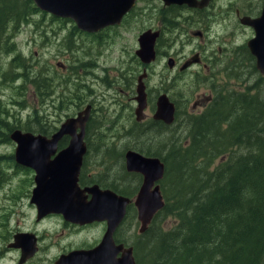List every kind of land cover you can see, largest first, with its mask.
Segmentation results:
<instances>
[{
    "label": "rangeland",
    "instance_id": "374dc122",
    "mask_svg": "<svg viewBox=\"0 0 264 264\" xmlns=\"http://www.w3.org/2000/svg\"><path fill=\"white\" fill-rule=\"evenodd\" d=\"M153 2L157 5L155 6L153 3L148 5L145 2L140 3L145 12L142 19L150 22L148 24L149 27H157L158 20L155 17L159 14V9L162 7L158 1ZM261 8V0H217L214 8L209 11L210 31L205 42L192 36V32L188 31V29L197 30L199 29L198 26L189 25L183 18L177 19L176 17L178 23L173 30L174 45L166 43H162V45L167 46L171 50L170 53L181 61L185 57L191 56L194 52L201 51L204 56L205 52H207V59H211L209 67L215 64L218 65L212 70L231 66L233 74L236 71L243 74L241 78H235L229 74L226 70L227 68H223L225 70L222 72L225 84L222 89H218L219 92L223 95H228L232 92H249L246 88L250 85L258 84L259 82L264 85V77L252 67L253 63L243 49L247 41L254 36V31L249 26L240 24L237 10H240L243 15L256 16ZM152 9H154L153 12H147ZM25 13H27L26 19L29 18V20L21 22V20L15 19L8 23L7 37L10 38L9 46L14 44V49L10 52L0 51V120L11 121L14 117H17V120L21 119L22 123L26 124L30 117L31 121L38 119L36 114L38 111L41 114V122L30 123V126L33 125L36 130L43 128H56L58 130L67 118L73 117L77 110L85 108L86 104L93 98L83 97L79 104L80 108H78L73 102L75 97L76 99L77 96L79 97L82 90L86 94L91 86H97L103 87V89H100L102 93L104 88H108L114 81H116V84L121 82V76L129 67V63L134 60L133 66L136 68L135 79L130 84V87L124 85L122 88L118 87L116 91V87H114L112 93L116 102L110 108L102 106L99 102L97 103L99 111L94 115L88 133V142L92 148V154L88 158L91 162L88 164L103 166L106 168V173L111 171L113 181L102 183L112 184L116 188L130 193L133 192L137 180L133 179L134 176H132L133 178L129 177L128 180L126 176L127 174L123 167V154L125 155L126 150L133 149L144 154L143 149L151 148L157 153H162L165 158L171 157L173 155L172 151L176 148L179 151L181 149V153L191 152L189 148H191L192 142L188 136L191 119L201 116L200 111L195 114L192 113L194 110L193 104L197 100L195 99L197 96V93H195L197 90L196 82L193 83L190 80V76L193 73L184 77L179 73L176 79L173 90L175 96L172 98L180 105V110L178 111L177 119H174L173 123L167 124V126L161 125L165 128V133L160 132L158 127H156L157 131L153 129L154 126L159 125L150 120L155 113L151 108L143 112L145 117L143 120H137V78L143 73L142 67H140L141 61L136 54V49L139 48V34L143 31L140 28V21H135L120 28L118 30L120 35L116 31L113 32L114 30L111 31L110 35L115 37V41H112L111 38H105L104 40L103 37L100 38L104 44L108 41L109 46L113 47V55L108 57L103 53L100 54L103 51L104 44L98 41V38L90 34H73L74 22L60 23V21H51L49 15H46L45 19H43V15L42 17L40 16V12L28 14V11H25ZM183 13L187 14L188 12L184 11ZM198 16L200 17L201 15ZM213 19L215 20L212 22ZM16 23L19 24L17 28L14 26ZM52 29H55L56 33H52ZM231 30H234L233 34L230 33ZM219 48L222 51L226 49V51L219 52L217 50ZM240 48L241 51L239 50ZM78 55L81 56L82 60V64L79 67L76 61ZM17 57H20L19 61L22 65L20 67L18 62H14ZM239 60H241V65L238 63ZM168 61L169 57L160 56L155 66L148 69L151 76L145 81L147 92H150V101L153 104L157 90H166L158 88V85L161 72L166 68ZM16 73L27 74L29 78L27 81L23 76L13 79L12 75ZM171 74L175 75L174 72H171ZM37 75H41L43 82L41 83L43 93L41 97L37 94V84L33 82ZM79 75L81 79L80 82H77L75 77ZM47 80L52 85V90H55V99H50V95H45L50 90L44 84ZM81 83L83 84L80 85ZM19 87L21 89L24 88L22 92L17 90ZM201 92H203V89ZM18 99H24L26 107L15 105ZM11 101L13 104H8ZM7 110L8 114H6ZM10 114H13L14 117H10ZM242 116H244V111L239 109L235 114V119ZM40 123H42L41 126L39 125ZM2 125L3 123L0 124V132H2ZM137 129L139 132L141 130H145L143 132L151 131L150 134L144 136L134 135V131ZM0 139H2V135H0ZM98 144L105 145V147L102 149L97 148L96 145ZM239 147V145H236V147H228L227 149L230 148L229 152L235 151L237 153L236 156L247 152L244 149L239 150ZM15 148L16 143L13 141H0V156L2 158L5 156L4 163L0 165L5 168L6 172L3 175L0 171V247L1 245L9 244L7 237L18 226L36 227V229H39L37 230L40 235L42 233L45 235L42 236L41 240L44 249L39 258L33 259L28 264H52L53 259L63 247L75 246L81 243L89 244L99 239L104 231V227L101 225L88 228L75 235L62 234L61 222L56 216L50 217L42 224H34L37 209L30 202L34 184L32 186V181L27 178L30 172L19 168L21 166L17 167L15 157L14 160L11 159V156L15 153ZM213 154L215 153L210 150V157ZM191 160H196L198 166L204 163L203 157L198 159L191 158ZM206 162L211 165H209V169L210 167L211 169H220L229 162L228 154L224 152V154H219L214 158L211 163L208 160ZM192 163L194 164V162ZM170 172L172 178L176 174L177 178L179 177L176 169L175 173L174 169L170 167ZM190 173L192 171L188 170L186 172V178ZM259 178L251 177L250 179L257 181ZM164 180L160 184L163 193H165V190H168V193H173L174 186L171 188L167 187ZM247 180L245 179L241 182L243 183L241 191L242 203L247 195ZM103 181H105V178H103ZM185 183L183 182L182 185ZM210 191L211 184H208L206 192ZM173 197V195L169 196L171 200ZM220 216H214L209 219L215 222L216 218L221 219ZM175 222V218L170 216L165 219L162 225L164 228H170ZM139 228L140 222L137 219V214L135 218L131 211L122 228V233L126 232V239L130 245L137 240ZM212 228H215V225ZM212 228L209 227V230ZM206 231L208 232V227ZM201 235L205 236L206 234L202 233ZM18 253L13 251L2 253L0 248V264H18L20 259V254Z\"/></svg>",
    "mask_w": 264,
    "mask_h": 264
},
{
    "label": "trees",
    "instance_id": "16d2710c",
    "mask_svg": "<svg viewBox=\"0 0 264 264\" xmlns=\"http://www.w3.org/2000/svg\"><path fill=\"white\" fill-rule=\"evenodd\" d=\"M25 11H28V14L40 12L41 17L44 13L33 0H0V51L10 52L14 49V45L9 46L8 23L15 19L27 21ZM144 14L142 6L136 7L127 17L128 24L140 21V28H146L147 20L142 19ZM53 19H56L55 16L50 20L73 22L70 19ZM18 25L16 23L14 26L17 28ZM74 33L85 34L75 24ZM90 35L98 38L97 34ZM107 36H103V40L111 38L115 41L114 36ZM97 40L101 41L100 38ZM243 49L248 54L245 46ZM19 60L20 57H17L14 62H18L20 67L22 65ZM22 76L26 81L29 78L27 74L19 73L12 75V78ZM33 82L37 84V94L41 97V75H37ZM24 88L19 87L17 90L22 92ZM235 94L236 96L228 95L225 103L221 101L220 104V98L216 97L204 115L191 119L192 125L188 131L192 142L189 148L191 152L181 153L182 150L176 148L171 157L165 158L159 151L160 154L151 148L143 149L144 154L160 156L165 162V185L169 188L174 186V190L173 193L164 191L165 207L154 217L148 230L140 233L132 243L137 264H264V98L258 96L261 92L257 95L247 92ZM15 103L26 107L24 99H18ZM232 108L236 111L241 109L244 116L235 119L232 117ZM36 114L38 119L31 121L30 117L26 124H23L21 119L17 120L13 114H10V117H14L11 121L0 120L3 121L0 122L3 123L0 141H12L10 133L16 128L36 130L33 125L30 126V123L41 122V114L38 111ZM158 125L161 127L159 131L165 133V128L161 124ZM49 131L50 129L43 128L37 132L46 134ZM143 131L139 132L137 129L134 135H148L151 130ZM236 145L240 146L239 150L244 149L247 152L238 156L235 151L229 152V149ZM228 147L230 148L227 149ZM210 150L215 153L211 157ZM224 152H227L229 162L220 169H209L210 164L206 160L211 163ZM202 157L204 163L199 166L196 160H191ZM11 159L14 160V155ZM4 161L5 156H0V164ZM170 167L174 172L176 169L179 179L177 174L172 178ZM188 170L192 173L186 178ZM0 171L1 174H6L1 165ZM251 177L260 178L255 181L250 179ZM245 179L250 180H247V195L242 203L241 182ZM212 181L214 183H210ZM183 182L186 183L182 185ZM208 184H211V191L207 193ZM171 195L174 196L172 200L169 198ZM170 216L174 217L176 222L170 228H164L162 223ZM214 216H220L221 219L216 218L213 222L209 218ZM214 225L215 228H212ZM209 227L212 229L209 230ZM202 233L206 235L202 236Z\"/></svg>",
    "mask_w": 264,
    "mask_h": 264
},
{
    "label": "water",
    "instance_id": "95a60500",
    "mask_svg": "<svg viewBox=\"0 0 264 264\" xmlns=\"http://www.w3.org/2000/svg\"><path fill=\"white\" fill-rule=\"evenodd\" d=\"M43 11L61 18L72 19L78 28L86 32H97L110 25L120 24L123 17L136 5L137 0H33ZM166 4L186 3L189 6H205L209 0H164ZM241 22L255 28V37L247 45L257 58V68L264 75V5L261 15H244ZM160 31L147 30L140 34L136 54L144 63L156 59V43ZM171 65L173 59H170ZM144 71L137 84V120L144 118L148 94ZM154 118L171 124L175 119V105L166 93L159 96ZM88 105L77 116L67 118L61 127L48 137L31 131L15 129L10 137L16 143L15 160L18 164L35 171V186L31 202L36 205L38 218L48 213H61L65 219L75 223L107 221L108 228L102 241L92 249L71 251L60 256L57 264H137L134 247L117 245L114 232L123 221L129 203L134 202L141 222L140 232L147 231L156 214L165 206V198L159 182L164 178L167 167L159 156H148L130 149L125 154L126 167L130 172L141 173L143 183L135 199L118 194L111 189H101L99 185L81 188L79 174L87 151L86 127L90 119ZM69 136L67 147L59 151V144ZM91 193L88 199L86 192ZM32 233H19L17 241ZM28 236V237H29ZM23 245L21 263L33 256L37 247L36 239ZM26 240V239H25ZM19 247V242L13 243ZM122 255L118 257V254Z\"/></svg>",
    "mask_w": 264,
    "mask_h": 264
},
{
    "label": "flooded vegetation",
    "instance_id": "af4514ba",
    "mask_svg": "<svg viewBox=\"0 0 264 264\" xmlns=\"http://www.w3.org/2000/svg\"><path fill=\"white\" fill-rule=\"evenodd\" d=\"M153 1H158L159 5H162V7L159 9V14L155 17V19L158 20L157 27L156 26H150L149 27L148 24L150 22L148 21L146 24L147 27L144 28L141 33L152 29L153 31H160V36L158 37L157 43L155 46L156 59L154 61L147 64V63H144L138 57V59L141 61L140 67H142L143 72L147 71V77L145 79L147 80L151 76L149 74L148 69L152 68V66L153 67L155 66V64L159 61L160 56H164L165 58L169 57V61L166 64V68L163 69L161 72L160 83L158 85V88H164L166 90L165 91H163L161 89L157 90L154 104L151 103V101H150V97H149L150 92H147V94H148L147 107L144 111L149 110L151 108L152 111L156 112L157 105H158L157 102H158L159 96L166 93L167 98L170 99V101H172L175 105V119H177V114H178V111L180 110V105L172 97L175 96L173 94V90L175 88L176 79L178 78L179 73H181L182 74L181 76H183V77L184 76H190V73H193L190 76V80L193 83L196 82V88H197V90L195 92V93H197V96L195 98L197 100H195V102L193 104L194 110L192 111V113H194V114L197 111H200V113H201L200 115H204L209 110L211 104L213 102H215L216 97L220 98V100L218 101V104H220L221 101H223L225 103V98L228 95L236 96L235 92L229 93L228 95H226V94L223 95L221 92L218 91V89H222L223 85L225 84L224 74H222V72L225 71L223 68H227L226 70L229 72V74L234 76L235 78H241L243 76V74L238 73L237 71L235 72V74H233L231 71V69H232L231 66L222 67V68H219L217 70H212V68L214 69L218 65L215 64V65H212V67H209V62L211 59H207V56H206V54H208L207 52H205V56L202 54L201 51L194 52L191 56L185 57L184 60L181 61L178 57H175V56H173L172 53H170L171 50L168 49L167 46L162 45V43L174 45L175 39L173 36V30L178 23L176 21V17H177V19L183 18L184 21L189 25L198 26L199 29H197V30L188 29V31L192 32V36L197 37L199 39H202L205 42L207 40V35L209 36V31H210V28H209V19H210L209 11L212 8H214L217 0H209L207 5L197 6V7L189 6L186 3H183V4H179V3L166 4L164 0H137L136 5L123 17L120 24L110 25L106 28H103V29H101L97 32H93L91 34H97L96 36L98 38H102L103 36L106 37L107 35H110V32L113 30H114L113 32L116 31V33L119 34L118 30L120 28L124 27L125 25L127 26V24H128V22H127L128 18L127 17L133 11V9H135L136 7H139L140 3H142V2H145L146 4L148 3V5H150L149 3H151V4L153 3L156 6L157 4ZM197 1H201V0H197ZM261 5H262V8H261L260 12H258L259 14L256 16H252V17H258L261 15L263 5H264V0H261ZM153 10L154 9L148 10V12H153ZM184 11H187L188 13L184 14L183 13ZM46 15H49L51 18L54 16L48 12H44L43 13V19H45ZM198 15H201V16L199 17ZM242 16H244L242 14V12L240 10H237V17L239 19L240 24L244 25V26H249L250 28H252L254 31L253 37H255V34H256L255 28L253 26L243 24L241 22ZM55 17H56V19H53V20H59L61 18V17H57V16H55ZM215 19H213L212 22ZM27 20H29V18ZM164 22H165V24H164ZM170 22H172V23H170ZM127 29H128V27H127ZM83 32H85V31H83ZM52 33H56L55 29H52ZM87 33L90 34V32H85V34H87ZM230 33L233 34L234 30H231ZM140 34H139V36H140ZM253 37H251V38H253ZM12 45H14V44H12ZM207 46H209V45H207ZM245 47L248 50V57L253 63L252 67L255 70L259 71V69L257 68L256 56L254 54H252V52L249 49L247 44L245 45ZM201 48H202V46H201ZM102 49H103V51L100 54L103 53L104 55H106L108 57L113 55V47L109 46L108 41H106V44H104ZM217 50L219 52L226 51V49L222 51L221 48H219ZM239 50L241 51V48ZM162 51H163V53H162ZM160 54H162V55H160ZM184 56H182V57H184ZM170 59H173L172 65H171ZM195 60H197V62H194ZM76 61L78 63V67H79L82 64V60H81L80 55L77 56ZM134 62L135 61L133 60L129 63V67L125 70L124 74L121 76V82L116 84V81H114L113 83H111L110 86H108V88H104L102 93L100 92V89H103V87H97V86L92 87L91 86L89 88L88 93L85 94V92H82L83 91L82 90L81 93L79 94V97L77 96V99L75 97V101L73 103L76 106H78V108H80L79 104H80L81 99L83 97L84 98L93 97L85 106V108L88 105L91 107L90 119H89V121L87 123V127H86L87 133H89L88 131H89L90 124L93 120L94 115L96 114L97 111H99L97 109V103L99 102L102 104V106H106V107L110 108V106L116 102L114 100V95L112 93L114 91V87H116V89H115V91H116L118 87L122 88L124 85H126L127 87H130V84L132 82H134V79H135L134 74L136 71V68L133 66ZM90 63H91V61H90ZM238 63L240 64L241 60H239ZM196 68H198V69H196ZM151 71H153V70H151ZM171 72H174L175 75H172ZM171 75H172V78H171ZM75 78H76L77 82H80V79H81L80 75L75 77ZM138 79H139V77L137 78V81H138ZM180 79H181V77H180ZM44 84H46V87L50 88L48 93H46L45 95L46 96L50 95L49 96L50 99H55L54 98L55 97L54 96L55 90H52V85H50L48 80L45 81ZM77 84L79 85V83H77ZM82 84L83 83H81L80 85H82ZM204 85H206V87H204ZM200 89L201 90L203 89V92H201ZM247 89L249 90V92H247V93H249L251 95H257L258 92H261V94L258 96H260L261 98H264V85L262 83L250 85L246 88V90ZM146 91H147V84H146ZM85 108L77 110V113L74 114V116L77 115L79 112L83 111ZM233 110H234V108H232V112L234 113L232 117H235V114L237 111L234 110L235 111L234 112ZM105 116H107V115H105ZM70 117H72V116H70ZM150 120L153 121L154 123L161 124L163 126L164 125L167 126V124L165 122H163L162 120L154 119V116ZM190 124L192 125V123H190ZM156 127L161 128L159 126H154L153 129L156 130ZM56 131H57L56 128L55 129L50 128V131L44 135L51 137L52 134L55 133ZM32 132L37 133V134H39V133L43 134L44 133V132H37L36 130H33ZM86 143H87V151H86V154L84 156L83 164H82L81 171L79 174V185L81 186V188L84 189L87 187H92L93 185L97 184L100 186L101 189H111V190L117 192L118 194L130 197L131 199H135V197L137 196V193L139 192L141 185L143 183V179H144L143 175L141 173H138V172H130L127 170L126 159H125V155H124L123 167L125 169V173L127 174L126 176H127L128 180H129V177L133 178L132 176H134L133 179L137 180L136 185L133 189V192L127 193V192H124V191L116 188L112 184L108 185V183H105V184L102 183V182L113 181V175H112L111 171L106 173V168L103 166L100 167V166L88 164L89 162H91V160H89L88 158L92 154V148H91V144L88 142L87 134H86ZM68 144H69V136H65L63 138V140L61 141V143L59 144V151L65 147H67ZM96 147L102 149L105 147V145L98 144V145H96ZM23 169L30 172V174L27 176V178L29 179V181L30 180L32 181V186H33V184L35 186V171L30 167H26ZM0 178H1V176H0ZM103 178H105V181H103ZM86 194L88 195V199H90L92 197L91 193H88V191L86 192ZM163 195H164V193H163ZM165 205H166V203H165ZM35 209H37L36 205H35ZM131 211L133 212V216L135 218H136V214H137V219L140 222L139 217H138V210H137L135 203L134 202L129 203V205L127 207L126 215H125L123 221L120 223V225L118 226V228L116 229V231L114 232V235H113L115 243L117 245L124 244L126 247L132 246L128 243V241L126 239V232L122 233V228H123L128 216L130 215ZM53 216H56L58 218V220L60 219L59 221L61 222L62 234L68 233V234H75L76 235V234H79L88 228L96 227L97 225H101L102 227H104V231H103L102 236L99 239H96L93 243H89V244L81 243V244L75 245V246L63 247L60 250V252L56 255V257L53 259L52 264H57V261L60 258V256H62L64 254H68L71 251L81 250V249H92V248L96 247L102 241V239H103V237L107 231V228H108V222L107 221H94V222L85 223V224L75 223V222H72L70 220L65 219V217L61 213H48L47 215H45L44 217L39 219L38 218V211H37V215H36L34 224L35 225L42 224L45 221H47L50 217H53ZM140 226H141V222H140ZM37 229H36V227H19L18 226L15 229V231L7 237L9 244L8 245H1L0 248L2 249V253L11 252V251L19 252L18 254H20V259H19L18 264H28L33 259H35L37 257L39 258L42 250L44 249V246L41 242L42 236H45V235H43V233H42V235H40V233L38 231L39 229L38 230ZM21 232L32 233L36 239L35 247H37L36 253L33 256L28 257L26 259V261H24L23 263H21L23 245L27 246L28 244H30V242H32V239H34V237H33V235H30V236L28 235L29 237L25 236V237H22L19 241H17L16 235L21 233ZM121 233H122V235H121ZM140 233L141 232H140V228H139V234ZM16 242H19L21 245L19 247L13 246L12 244L16 243ZM85 242H89V241H85ZM121 255H122V252H120L118 254V257H120ZM0 258H1V256H0ZM3 258H4V255H3Z\"/></svg>",
    "mask_w": 264,
    "mask_h": 264
},
{
    "label": "bare ground",
    "instance_id": "6f19581e",
    "mask_svg": "<svg viewBox=\"0 0 264 264\" xmlns=\"http://www.w3.org/2000/svg\"><path fill=\"white\" fill-rule=\"evenodd\" d=\"M194 62H197V60H195ZM143 120V119H142ZM139 121V120H138ZM141 121V120H140ZM165 179V177L161 180L163 181ZM161 181L159 182V184H161ZM126 183V182H125ZM161 186V185H160ZM162 190V189H161ZM163 192V191H162Z\"/></svg>",
    "mask_w": 264,
    "mask_h": 264
}]
</instances>
